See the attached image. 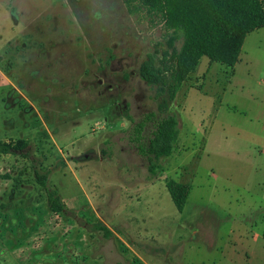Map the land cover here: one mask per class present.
<instances>
[{"label":"rangeland","instance_id":"374dc122","mask_svg":"<svg viewBox=\"0 0 264 264\" xmlns=\"http://www.w3.org/2000/svg\"><path fill=\"white\" fill-rule=\"evenodd\" d=\"M180 47L122 0H0V139L28 140L61 198L84 199V187L104 218L88 223L101 264H264V28L234 68L204 57L173 96ZM152 112L175 115L179 139L149 181L130 132ZM61 156L67 176L47 170ZM13 160L34 180L29 157ZM169 180L190 186L181 212ZM67 219L65 238L78 232ZM66 242L48 264L76 262Z\"/></svg>","mask_w":264,"mask_h":264},{"label":"trees","instance_id":"16d2710c","mask_svg":"<svg viewBox=\"0 0 264 264\" xmlns=\"http://www.w3.org/2000/svg\"><path fill=\"white\" fill-rule=\"evenodd\" d=\"M122 1L131 15L157 19L171 34L172 42H181L177 64L172 73L173 96L204 57L213 63L234 68L239 62L248 34L264 28V0ZM141 77L149 85L154 84L155 74L150 64L143 66ZM178 124L175 115L158 117L153 112L135 122L130 132V140L138 153L148 161V172L151 175L149 181L158 177L155 161L161 157H169L174 152L179 139ZM8 153L31 159L36 182L45 192L50 210L66 213L62 198L49 186V173H42L36 166V158H31L29 144L24 140L17 143L0 141V154ZM166 187L174 205L181 212L187 202L190 186L169 180ZM90 228L104 232L106 237L111 236L110 229L103 224Z\"/></svg>","mask_w":264,"mask_h":264},{"label":"crops","instance_id":"0c3cea01","mask_svg":"<svg viewBox=\"0 0 264 264\" xmlns=\"http://www.w3.org/2000/svg\"><path fill=\"white\" fill-rule=\"evenodd\" d=\"M22 140L28 142L26 139ZM53 140L57 141V138L53 137ZM0 141L9 142L5 139ZM36 155L32 154L31 158H37ZM17 156L23 155L0 154V264H48L52 261L50 256L53 243L63 242L64 239H68L69 242L66 243L71 244L70 249L75 254L76 262L71 264H101L102 255L97 252L88 227L90 221H104L96 202L91 200L83 187L84 199L74 197L67 201L62 197L66 213L51 211L45 192L38 187L34 169L33 180L30 170L27 172L24 169L23 172L15 164L13 159ZM61 157L64 163L60 161V164L58 160L56 163L51 162L47 170H60L63 176L73 173L72 164ZM10 160L13 162L9 166ZM81 184L78 182V185ZM63 216L68 218L67 221L71 219L77 223V226L74 225L78 229L77 235L63 237L61 226L58 225L59 221L64 223ZM40 238L45 240L38 247L36 242ZM60 252L63 253L62 250Z\"/></svg>","mask_w":264,"mask_h":264}]
</instances>
